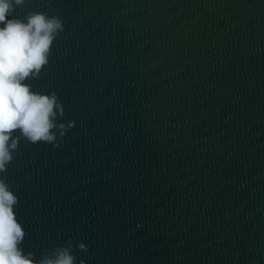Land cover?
<instances>
[{
	"label": "water",
	"instance_id": "1",
	"mask_svg": "<svg viewBox=\"0 0 264 264\" xmlns=\"http://www.w3.org/2000/svg\"><path fill=\"white\" fill-rule=\"evenodd\" d=\"M29 12L63 31L25 83L75 124L58 148L21 138L0 173L24 252L264 264V0H25L15 15Z\"/></svg>",
	"mask_w": 264,
	"mask_h": 264
},
{
	"label": "clouds",
	"instance_id": "2",
	"mask_svg": "<svg viewBox=\"0 0 264 264\" xmlns=\"http://www.w3.org/2000/svg\"><path fill=\"white\" fill-rule=\"evenodd\" d=\"M24 4L25 0H0V173L13 160L21 138L31 144L44 142L58 148L75 124L57 122L58 116H64V107L55 92L41 94L25 83L30 78L38 79L49 63L53 42L63 31V21L43 12H29L20 19L15 11ZM17 204L18 197L0 178V264H77L70 241L66 246L46 249L38 261L33 252L25 253L21 247L25 230L14 211ZM76 247L88 251L83 242Z\"/></svg>",
	"mask_w": 264,
	"mask_h": 264
}]
</instances>
